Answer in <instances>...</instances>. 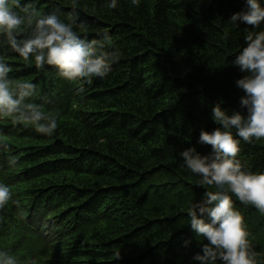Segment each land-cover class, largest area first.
I'll use <instances>...</instances> for the list:
<instances>
[{"label":"trees","instance_id":"trees-1","mask_svg":"<svg viewBox=\"0 0 264 264\" xmlns=\"http://www.w3.org/2000/svg\"><path fill=\"white\" fill-rule=\"evenodd\" d=\"M243 7L244 0H119L116 9L108 0H39L42 13L78 15L84 36L110 33L122 55L91 83L7 58L13 83H35L34 99L46 98L43 108L59 127L46 137L12 118L0 121V142L8 145L0 147V182L13 193L0 210V250L19 264L29 257L37 264H192L205 241L187 225L186 210L214 189L197 186L180 152L211 151L198 139L201 129L218 127L210 115L217 102L240 109L244 93L235 81L243 74L231 62L248 26L229 19ZM238 159L264 172V138L242 142ZM233 199L264 264V213Z\"/></svg>","mask_w":264,"mask_h":264},{"label":"clouds","instance_id":"clouds-1","mask_svg":"<svg viewBox=\"0 0 264 264\" xmlns=\"http://www.w3.org/2000/svg\"><path fill=\"white\" fill-rule=\"evenodd\" d=\"M39 0H0V118H12L26 124L42 136H53L59 125L55 116L46 112L34 99L37 85L32 82L14 84L7 61L16 55L37 69L53 66L66 81L107 77L122 53L115 47L110 33L98 38L82 35L77 30L78 15L62 19L55 12L38 10ZM77 0H74V3ZM119 0H108V8L116 9ZM139 6L140 0H131ZM229 21L245 29L244 47L232 60L243 74L235 81L243 91L240 109L231 112L217 102L211 108V119L218 125L212 131L201 129L198 143L211 146L203 154L196 146L180 152L181 167L199 177L198 187H209L203 198L187 208V225L196 237L205 241L192 257V264H261L250 239L244 216L235 206V197L246 206L264 213V172H253L238 159L241 143L264 138V0H244V7ZM0 147L8 145L0 142ZM15 155L7 157V165L15 167ZM13 199L11 188L0 182V210ZM16 203H19L18 201ZM191 240H185L188 247ZM117 259L120 253H115ZM0 264H19L11 252L0 250ZM24 264H37L29 257Z\"/></svg>","mask_w":264,"mask_h":264}]
</instances>
